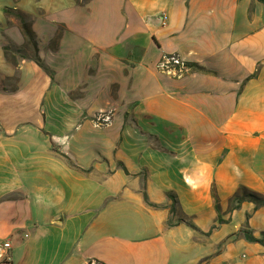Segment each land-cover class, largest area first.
Returning a JSON list of instances; mask_svg holds the SVG:
<instances>
[{"label": "crops", "instance_id": "crops-1", "mask_svg": "<svg viewBox=\"0 0 264 264\" xmlns=\"http://www.w3.org/2000/svg\"><path fill=\"white\" fill-rule=\"evenodd\" d=\"M16 15L44 67L6 59ZM240 187L264 194L261 0H0V264H264Z\"/></svg>", "mask_w": 264, "mask_h": 264}, {"label": "trees", "instance_id": "trees-1", "mask_svg": "<svg viewBox=\"0 0 264 264\" xmlns=\"http://www.w3.org/2000/svg\"><path fill=\"white\" fill-rule=\"evenodd\" d=\"M264 3V0H261ZM10 12V11H8ZM19 18L21 19V29L22 32L24 34V37L26 39V43L24 48H31L34 52V59L35 61L42 67H44V64L42 63L39 54H38V46H37V42H36V36L34 34V32L32 31V29L30 28L29 24L23 19L24 17L22 15H19ZM21 48L19 47H15V52L17 54H21L22 53ZM5 51V56L6 59L13 64L14 66L17 65V59L16 57H14L13 53H11V48L10 47H5L4 48ZM214 198L216 199V209L218 212H220V205H219V200L217 198V196L214 194ZM146 199V203L149 206L152 207H157V205H153L151 203H149L147 196L145 197ZM254 202L258 208H261L264 206V194H259L253 191H250L249 189L245 188V187H240L238 189V191L236 192V194H234L231 199H230V207L231 210H235L238 209L241 204L243 202ZM176 208V202H174L173 206L171 207V213L174 214L175 209ZM179 222H185L184 219H180ZM220 223H222V220L220 219ZM168 226H173V223H171V220L168 222ZM190 226L194 229V230H198L193 224H190ZM242 234L244 235V237L249 241V242H253V243H262L264 244V240H258L256 239L253 234L250 231L244 230L242 232Z\"/></svg>", "mask_w": 264, "mask_h": 264}, {"label": "built area", "instance_id": "built-area-1", "mask_svg": "<svg viewBox=\"0 0 264 264\" xmlns=\"http://www.w3.org/2000/svg\"><path fill=\"white\" fill-rule=\"evenodd\" d=\"M160 68L167 72L170 73L172 75H181V74H185L186 72H188L190 70L189 66L183 62L180 58L176 57V56H166L162 63L160 64ZM110 116L109 115H102L100 116V118H98L101 122L104 123H108L110 121ZM12 247V244L10 241H7L4 245H3V254H6L8 252V250H10ZM3 254L0 255V258L3 257Z\"/></svg>", "mask_w": 264, "mask_h": 264}, {"label": "rangeland", "instance_id": "rangeland-1", "mask_svg": "<svg viewBox=\"0 0 264 264\" xmlns=\"http://www.w3.org/2000/svg\"><path fill=\"white\" fill-rule=\"evenodd\" d=\"M10 13H12V12H10ZM16 16L18 17V15H16ZM24 46L23 47H19V48L23 49L21 54L14 53L15 52V47H16L15 45L10 44L7 47L11 48V53H13L11 55H13L14 57H18V58L22 57V58H24V57H28V56H33L32 49L31 48H24ZM15 79H16V76H14L13 79L10 81L12 83V85H15ZM177 212H178V210L176 209L175 212H174V215L172 217L171 223H176V222H179L180 219H184L182 216L178 215ZM2 246H3V244H2ZM5 256H6V254H3V257L1 259H6Z\"/></svg>", "mask_w": 264, "mask_h": 264}]
</instances>
